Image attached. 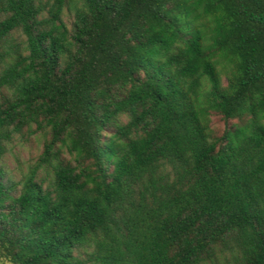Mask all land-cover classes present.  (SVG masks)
<instances>
[{
    "label": "trees",
    "instance_id": "1",
    "mask_svg": "<svg viewBox=\"0 0 264 264\" xmlns=\"http://www.w3.org/2000/svg\"><path fill=\"white\" fill-rule=\"evenodd\" d=\"M0 261L264 264V0H0Z\"/></svg>",
    "mask_w": 264,
    "mask_h": 264
},
{
    "label": "rangeland",
    "instance_id": "2",
    "mask_svg": "<svg viewBox=\"0 0 264 264\" xmlns=\"http://www.w3.org/2000/svg\"><path fill=\"white\" fill-rule=\"evenodd\" d=\"M225 126V121L220 115L212 116V127L216 134L221 133ZM41 137L32 136L28 140H19L16 138L8 143L4 156V162L14 179L21 176V171L25 170L27 165L35 159L41 150ZM0 264H3L0 261Z\"/></svg>",
    "mask_w": 264,
    "mask_h": 264
}]
</instances>
